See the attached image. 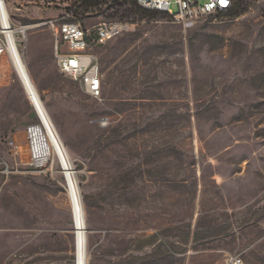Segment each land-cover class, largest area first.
Masks as SVG:
<instances>
[{
    "label": "rangeland",
    "instance_id": "1",
    "mask_svg": "<svg viewBox=\"0 0 264 264\" xmlns=\"http://www.w3.org/2000/svg\"><path fill=\"white\" fill-rule=\"evenodd\" d=\"M174 23L131 0L75 13L90 32L134 27L94 48L98 99L60 75L44 26L20 53L77 178L87 264H264V0ZM13 22L63 12L8 0ZM37 118L9 57L0 58V264H74L61 169L30 165Z\"/></svg>",
    "mask_w": 264,
    "mask_h": 264
},
{
    "label": "built area",
    "instance_id": "2",
    "mask_svg": "<svg viewBox=\"0 0 264 264\" xmlns=\"http://www.w3.org/2000/svg\"><path fill=\"white\" fill-rule=\"evenodd\" d=\"M39 7L47 10L53 4L63 5V12L32 25L13 22L8 0H0V58L20 56L19 37L39 26L46 27L53 36V56L58 73L78 82L83 92L98 99L102 92V75L94 48L104 46L119 34L131 30L129 22H105L92 32L75 20V13L93 0H37ZM142 10L162 13L174 23H193L211 16L225 15L233 8L235 0H131ZM17 74V72H16ZM18 76V74H17ZM19 78V76H18ZM20 82L21 79L19 78ZM22 84V82H21ZM30 102V101H29ZM31 105V103H30ZM32 107V106H31ZM33 127L26 130L30 165L35 170L44 168L50 159L38 153L32 141Z\"/></svg>",
    "mask_w": 264,
    "mask_h": 264
},
{
    "label": "bare ground",
    "instance_id": "3",
    "mask_svg": "<svg viewBox=\"0 0 264 264\" xmlns=\"http://www.w3.org/2000/svg\"><path fill=\"white\" fill-rule=\"evenodd\" d=\"M10 62L21 79L23 89L31 103L37 118L32 131V141L38 153L56 162L66 183L71 205L74 230V264H87L86 228L84 211L77 188V178L68 152L63 145L56 128L46 112L38 91L30 77L29 71L20 54L9 56Z\"/></svg>",
    "mask_w": 264,
    "mask_h": 264
},
{
    "label": "trees",
    "instance_id": "4",
    "mask_svg": "<svg viewBox=\"0 0 264 264\" xmlns=\"http://www.w3.org/2000/svg\"><path fill=\"white\" fill-rule=\"evenodd\" d=\"M92 4V1H90L89 3H87V5H91ZM86 5V6H87ZM154 13H157V12H154ZM232 16H238L239 14V6H237V2L234 3V6L233 8L230 10L229 12Z\"/></svg>",
    "mask_w": 264,
    "mask_h": 264
}]
</instances>
